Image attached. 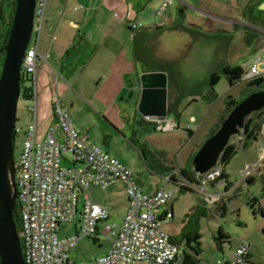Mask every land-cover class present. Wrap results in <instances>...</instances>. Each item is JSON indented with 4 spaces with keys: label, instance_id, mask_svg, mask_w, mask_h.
<instances>
[{
    "label": "rangeland",
    "instance_id": "obj_1",
    "mask_svg": "<svg viewBox=\"0 0 264 264\" xmlns=\"http://www.w3.org/2000/svg\"><path fill=\"white\" fill-rule=\"evenodd\" d=\"M12 1L2 2L6 19L9 18L7 15L10 14ZM163 1L165 0H153L151 7L139 15L136 21L139 27L133 29L134 33L142 34L145 28L154 29L156 25L162 24L170 27L169 24L173 23L170 28L178 27L180 22L195 40L185 55L176 61L162 63L170 78L168 88L174 86L179 94V108L168 115L170 119L176 120L179 127L155 131L151 123L142 122L129 127L124 138L120 135L119 148L123 161L132 170L143 191H150L158 184L164 185V177L172 170L177 172L179 168L190 165L200 146L229 113V99L240 101L252 92L264 90V83L247 85L241 82L231 86L222 73L225 66L239 65L245 70L252 62L255 50L262 47L264 52V37L258 38L257 42L260 44L253 41L255 33L248 26L250 23L240 19L239 13L242 11L247 15H253L255 12L254 5L250 11L249 6L243 9L245 5H249L250 0H238V5L237 0H210L222 5L223 14L220 11L221 6L218 8L214 3L211 4L214 5L208 14L196 11L192 7H197L200 0H183L186 3L183 8H179V0H171L169 7L158 13L157 10ZM232 7L237 8L239 12L229 10L233 9ZM209 14H222L237 20L238 23L209 17ZM185 20L193 21L197 27L187 26ZM155 32L150 33L151 39L155 37ZM143 48L145 52L150 51L152 57V49H146L145 45ZM154 61L151 58V62ZM261 69H264V64H261ZM213 72L222 74L211 89L208 79ZM28 106L30 102L20 97L15 121L19 132L13 142L14 162L20 157L25 130L32 121ZM188 130L192 131V136H189ZM242 139V132L231 139L238 145L239 150L225 167L229 181L234 186L230 191L225 189L224 183H219L216 187L215 183L199 184L191 185L190 190H182L179 187L178 194L173 198L175 217L172 224L165 229L173 235L183 229L198 228L199 253L195 255L198 264H227L235 259L237 249L243 244L250 247L248 264H264V123L256 141L248 142V145L243 147ZM140 148L143 149V155L139 152ZM62 165H65L64 161ZM250 175L254 179L251 183L245 180ZM88 192L94 200L104 203L109 189L90 188ZM113 200L115 207H107L110 215L108 221L121 222L125 215L123 190L114 192ZM253 201L254 209L250 206ZM219 230L225 237L221 236ZM74 234L75 223L71 222L62 224L57 236L64 239ZM215 237L218 238L220 248L214 240ZM192 244L195 245L193 242ZM108 247L109 242L102 234L83 237L79 239L71 256L76 261H85L102 255ZM180 248L186 249L183 244Z\"/></svg>",
    "mask_w": 264,
    "mask_h": 264
},
{
    "label": "built area",
    "instance_id": "obj_2",
    "mask_svg": "<svg viewBox=\"0 0 264 264\" xmlns=\"http://www.w3.org/2000/svg\"><path fill=\"white\" fill-rule=\"evenodd\" d=\"M169 2L164 1L157 12ZM47 3L48 0H35L33 28L21 66L27 100H32L28 106L32 121L27 125L21 154L15 162L18 233L25 264H184L182 249L161 229V225L172 218V213L162 208L178 194L180 186H191L172 182L169 173L164 177L165 184L154 193L142 192L135 184L131 169L93 144L88 134L80 132L59 99L52 104L54 122L44 137L38 139L35 93L38 66L43 58L37 52V45ZM131 27L136 29L137 25ZM263 55L253 56L241 80L249 82L264 77ZM146 120L153 122L159 131L177 127L167 118L147 116ZM18 132L14 126L13 133ZM222 168L217 163L200 176V185L223 183L216 181ZM118 182L124 187L128 208L121 222L110 223L108 208L95 203L88 189H106ZM77 214L79 222L75 234L59 239L57 233L61 225L74 222ZM96 234L106 237L108 249L96 258L75 261L71 252L79 239ZM249 248L243 244L237 249L235 259L227 264H248Z\"/></svg>",
    "mask_w": 264,
    "mask_h": 264
},
{
    "label": "crops",
    "instance_id": "obj_3",
    "mask_svg": "<svg viewBox=\"0 0 264 264\" xmlns=\"http://www.w3.org/2000/svg\"><path fill=\"white\" fill-rule=\"evenodd\" d=\"M152 1L48 0L37 45V52L43 58L38 66L35 93L38 139L44 137L48 127L54 122L52 104L56 99H59L63 107L67 109L73 125L80 132L88 134L93 144L108 152L125 166L123 154L119 148L120 135L124 138L125 131L129 127H134L136 123L142 122L151 123L153 130L157 131L155 124L146 120L147 116H143L137 110L140 75L164 72L167 74L168 84L170 82L169 74L162 63L172 60L158 59L155 52L151 57V52L148 50L145 52L143 46L145 45L146 49L151 48L150 33L156 31L155 33L160 37L175 27L170 28L174 25L173 23L169 24L170 27L162 24L156 25L154 29L152 27L145 28L142 34L134 33L131 25L136 24L139 15L151 7ZM179 1L181 2L179 8L186 6L183 0ZM239 1H236V5L240 3ZM261 1L250 0L249 5H245L243 9H247L249 6L248 11H250L253 5ZM212 3L218 8L221 6L220 11L223 10L220 3L217 4L210 0H200L197 7L189 6L195 8L196 11L208 14L214 5H211ZM170 4L171 0L165 8ZM232 8L229 10L239 12L237 8ZM222 14H209V17L227 20L233 24L238 23L237 20ZM239 15L240 19L248 20V22L254 17V15H247L245 11ZM185 23L189 27H197L193 21L185 20ZM239 24L246 25L241 22ZM137 27L139 26L137 25ZM169 42L166 41V43ZM151 58L155 61L151 62ZM178 96L175 87L172 86L169 89L167 85V105L174 103L175 110L179 108L180 99ZM26 101L32 103V100ZM168 115L166 118L176 123V120L170 119ZM177 127H179L178 124ZM190 132L189 136H192V131ZM139 138L142 139L140 135ZM139 152L143 155V149L140 148ZM224 171L227 174L225 168ZM172 172L177 173L175 170ZM133 178L137 188L141 190L134 174ZM245 180L252 182L254 179L250 175ZM219 183H216L214 187ZM158 187L160 184L150 191H141L151 194ZM233 187L231 184L227 191ZM107 189L109 192L104 203L94 200L89 195L95 203L106 207H110V205L115 207L113 206L115 203L114 192L121 189L124 193L126 213L128 200L123 185L118 182L112 187L101 190ZM172 202L173 199L163 207L164 211L172 213V218L170 222L163 223L161 229L167 232L171 238H176L180 236L182 230L180 233L172 235L165 229L172 224L175 217ZM81 205L82 197L79 199V206L81 207ZM78 222L79 214L74 221L75 232Z\"/></svg>",
    "mask_w": 264,
    "mask_h": 264
},
{
    "label": "water",
    "instance_id": "obj_4",
    "mask_svg": "<svg viewBox=\"0 0 264 264\" xmlns=\"http://www.w3.org/2000/svg\"><path fill=\"white\" fill-rule=\"evenodd\" d=\"M34 9L35 0H15L7 41L0 48V56L3 54L0 66V264H25L17 222L13 216L17 201L13 132L21 90V66L30 42ZM257 9L264 14V0L258 4ZM192 39L187 31L179 29L167 31L159 37L162 41L160 52L163 54L155 51V55L158 59L179 58L188 50ZM164 52H169L171 56ZM262 109L264 90H259L247 95L229 111L219 127L204 141L192 158V168L197 177L217 165L231 139L241 134L246 117ZM137 110L143 116L167 117L166 73L150 72L140 75Z\"/></svg>",
    "mask_w": 264,
    "mask_h": 264
},
{
    "label": "trees",
    "instance_id": "obj_5",
    "mask_svg": "<svg viewBox=\"0 0 264 264\" xmlns=\"http://www.w3.org/2000/svg\"><path fill=\"white\" fill-rule=\"evenodd\" d=\"M2 2L3 0H0V48H2L7 41V37H8L9 31L11 28V23H12V15L14 12V7H15V1L13 0L11 3L12 8H11L10 14L7 15V17L9 18L6 19L4 17L3 10H2ZM258 4L259 3L254 5L255 13H257L258 15L264 18V14L262 13V11L257 9ZM250 22L252 21L250 20ZM2 57H3V54L0 56V66L2 62ZM222 73L226 76L227 80L229 81V84L233 86L234 83L242 75L243 69L240 66H235V67L226 66L222 70ZM221 74L216 73V72H213L212 74H210L209 79H208V85L210 86L211 89L220 80ZM249 82L251 84L258 85V84L264 83V77H259ZM20 87H21L20 97L27 100L28 94H27V90L23 86L22 80H21ZM238 102L239 101H237L236 99H232V98L229 99L227 101L228 112ZM167 110H168V113L175 110L174 103L172 105L168 103ZM263 114H264V109L258 112H253L249 116L246 117L243 128H242V135H243L242 146L243 147H246L248 145V142L257 140L261 126L264 123ZM188 132L190 135L191 132L189 130ZM14 137H15V134L13 133V142H14ZM238 150H239L238 145L235 144L233 141H230L229 144L225 147L224 151L222 152L219 158L218 164H220L223 168H222V173L220 177L216 181L222 180L223 183L225 184L226 190L230 188L232 183L229 182L228 180L229 175L225 173L224 168L229 164L232 158L238 153ZM171 174H172L171 175L172 182L182 181L184 183H187L188 186L200 184V178L197 177V175L193 171L191 163L187 167L179 168L177 173L171 172ZM249 183H251V181H249ZM180 188L182 190L191 189L190 187H187V186H180ZM250 206L252 209H254L255 202L253 201L252 203H250ZM222 208H224V206H222ZM13 216H14V220L17 222V229L19 231V212H18L17 207H15L14 209ZM219 232L221 236L225 237V234L221 230H219ZM199 236L200 235L198 234V228L195 227L194 229H189V230L183 229L179 237L171 238L173 242H175L179 246L183 244L186 247V249L182 250V253L184 254V257H185L184 264H198L197 259L195 258V255L199 253V242H198ZM214 240L216 241L218 247L220 248L218 238L215 237ZM192 242L195 243V245H193ZM188 249L190 250V252ZM247 258H248V255H247Z\"/></svg>",
    "mask_w": 264,
    "mask_h": 264
},
{
    "label": "flooded vegetation",
    "instance_id": "obj_6",
    "mask_svg": "<svg viewBox=\"0 0 264 264\" xmlns=\"http://www.w3.org/2000/svg\"><path fill=\"white\" fill-rule=\"evenodd\" d=\"M253 15H254V17L251 19V21L252 22H250L249 21V23L251 24V25H248L252 30H254V33H255V38L253 39V41H255L256 43H258L257 41H258V38L261 36V37H264V32H263V30H264V18L262 17V16H260V15H258L257 13H253ZM180 19V18H179ZM179 26L178 27H175L174 29H176V28H178L179 30H181V31H187L186 30V28L185 27H182L181 26V24H180V22H179V24H178ZM182 25H183V22H182ZM188 26V25H187ZM174 29H172V30H174ZM261 29V30H260ZM188 32V31H187ZM261 35H260V34ZM193 40H195V37L192 39V41H191V43H189V48L191 47V45H192V43H193ZM258 44H260V43H258ZM162 47V41H160L159 40V34H155V37L154 38H152L151 39V49H152V51L153 52H155V51H157V52H160V48ZM188 48V49H189ZM188 51V50H187ZM187 51L185 52V53H182L181 54V56H183V55H185L186 53H187ZM263 51H264V49H263ZM164 53H166V55L167 56H171L170 54H169V52H164ZM259 53H264V52H262V47H259L257 50H255V53H254V55H256V54H259ZM160 54H163L162 52H160ZM253 55V56H254ZM180 56V57H181ZM179 57V58H180ZM178 58H176V57H174V60H172V61H176ZM167 62V61H166ZM235 66H239V65H235ZM235 66H230V67H235ZM226 67V66H225ZM224 67V68H225ZM229 67V66H228ZM241 67V66H240ZM223 68V69H224ZM242 69H243V67H241ZM222 69V70H223ZM243 72H244V69H243ZM242 75H243V73H242ZM241 75V76H242ZM241 76H240V78H241ZM238 79L234 84H236V83H241V82H244V83H246L247 85H254V84H251L250 82H246V81H243V80H241V79Z\"/></svg>",
    "mask_w": 264,
    "mask_h": 264
}]
</instances>
